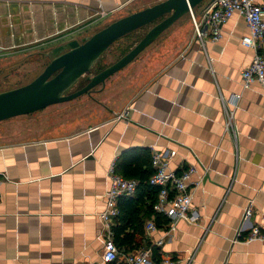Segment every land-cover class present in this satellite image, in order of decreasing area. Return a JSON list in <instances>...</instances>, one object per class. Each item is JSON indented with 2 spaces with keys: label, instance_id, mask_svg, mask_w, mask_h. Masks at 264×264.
Segmentation results:
<instances>
[{
  "label": "crops",
  "instance_id": "1",
  "mask_svg": "<svg viewBox=\"0 0 264 264\" xmlns=\"http://www.w3.org/2000/svg\"><path fill=\"white\" fill-rule=\"evenodd\" d=\"M160 1L0 0V46L13 57L33 49L47 54ZM209 2L94 90L88 115L41 118L21 133L15 124L0 134V264H127L123 255L103 261L99 213L107 206L108 169L132 157L143 161L153 147L173 152L170 166L178 172L197 166L192 180L202 182L193 207L200 221L183 219L172 230L162 220L151 232L156 216L143 212L129 252L158 247L159 260L153 254L147 264H188L193 252L189 264H264V243L243 241L255 226L264 230V86L242 83L255 54L242 43L250 33L243 16L224 23L218 40L203 45L197 38L194 18L202 20ZM230 110L237 137L226 128Z\"/></svg>",
  "mask_w": 264,
  "mask_h": 264
},
{
  "label": "built area",
  "instance_id": "2",
  "mask_svg": "<svg viewBox=\"0 0 264 264\" xmlns=\"http://www.w3.org/2000/svg\"><path fill=\"white\" fill-rule=\"evenodd\" d=\"M235 14L243 16L249 26L250 33L242 38V43L254 50L252 63L242 70V83L244 88H249L255 81L264 86V54L261 52L264 43V3L255 0H210L204 8L202 20L194 18L196 36L202 44L207 39L218 40L222 37V26ZM241 94L236 99L241 98ZM236 104V103H235ZM235 110L227 112L226 128L237 137L234 125ZM152 166L154 169L149 182L153 186H158V201L154 205L157 213L165 215L172 230L177 229L180 220H187L192 223L200 221L199 214L193 207L194 188L201 184V180L193 181L192 176L198 168L192 164L181 172L171 168L170 161L173 152L164 153L156 148H152ZM110 186L105 193L107 202L106 208L99 213L101 222L104 226L103 236L105 246L103 261L107 263L115 262L120 256H124L127 264H147L153 257V249H142L137 252L122 253L114 239L113 224L116 217L120 214L119 199L121 196H134L139 188V180L127 178L118 170L115 162L108 169ZM253 212V202L247 207L244 219ZM152 232L158 229L157 223L152 220L147 225ZM259 240L264 243V230L260 226H255L249 235L243 239L244 242ZM239 241V239L234 240ZM160 240L158 244H162ZM194 252L190 254L188 264L194 259ZM183 259H165L160 264H175Z\"/></svg>",
  "mask_w": 264,
  "mask_h": 264
},
{
  "label": "water",
  "instance_id": "3",
  "mask_svg": "<svg viewBox=\"0 0 264 264\" xmlns=\"http://www.w3.org/2000/svg\"><path fill=\"white\" fill-rule=\"evenodd\" d=\"M208 0H163L123 16L89 37L71 39L47 49L50 62L31 82L0 91V121L31 114L49 106L74 100L104 87L107 80L129 65L178 19ZM148 28L116 62L95 72L100 58L120 39ZM4 48L0 46V53ZM85 77L87 83L73 86Z\"/></svg>",
  "mask_w": 264,
  "mask_h": 264
},
{
  "label": "rangeland",
  "instance_id": "4",
  "mask_svg": "<svg viewBox=\"0 0 264 264\" xmlns=\"http://www.w3.org/2000/svg\"><path fill=\"white\" fill-rule=\"evenodd\" d=\"M147 29L145 28L143 30L146 31ZM144 31L139 30L134 32L113 44L97 62L94 71L98 72L101 68H105L116 62L124 54L123 50L129 47L136 37L139 35L142 36L145 33ZM36 51L38 50L33 49L15 57L11 56L8 51L0 53V91L25 85L35 79L44 70L45 63L48 61L46 57H49L48 52L44 54L45 52L43 51ZM86 83V78H81L70 92L80 89ZM102 88V86H99L96 89L100 90ZM98 99L101 100V98ZM95 101V96L92 92V94H85L74 100L55 104L31 114L0 121V134L7 135L15 124H18L16 126L17 132L21 133L22 127H26L29 123H32V120L37 121L41 118L58 119L59 117L73 118L75 116H86L96 107L94 104ZM39 125H41L40 122L38 123Z\"/></svg>",
  "mask_w": 264,
  "mask_h": 264
},
{
  "label": "trees",
  "instance_id": "5",
  "mask_svg": "<svg viewBox=\"0 0 264 264\" xmlns=\"http://www.w3.org/2000/svg\"><path fill=\"white\" fill-rule=\"evenodd\" d=\"M138 36L131 43L129 47L123 50L125 54L130 48L141 38ZM104 68H101V70ZM146 156L143 161L135 162L132 160L134 157L125 161V163L118 164L117 170L127 178H135L139 180V188L136 195L129 196L124 195L119 199L120 214L116 217L113 231L114 239L123 253H130L131 249L136 248L137 232L139 224L142 222V216L145 214H155L156 223L159 225L162 220L165 222L169 219L160 213H157L154 209V205L158 201L159 190L158 186L150 184L149 179L154 172L152 166V153L149 150L143 151ZM135 162V166L133 165ZM153 254L159 260L160 254L158 247H153Z\"/></svg>",
  "mask_w": 264,
  "mask_h": 264
}]
</instances>
